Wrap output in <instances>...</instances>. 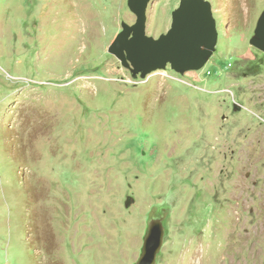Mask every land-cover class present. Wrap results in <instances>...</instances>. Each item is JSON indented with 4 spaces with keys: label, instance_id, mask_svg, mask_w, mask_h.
<instances>
[{
    "label": "rangeland",
    "instance_id": "obj_1",
    "mask_svg": "<svg viewBox=\"0 0 264 264\" xmlns=\"http://www.w3.org/2000/svg\"><path fill=\"white\" fill-rule=\"evenodd\" d=\"M128 1L0 0V264H137L153 219L156 264H264V0H207L206 66L145 79L109 52Z\"/></svg>",
    "mask_w": 264,
    "mask_h": 264
},
{
    "label": "water",
    "instance_id": "obj_2",
    "mask_svg": "<svg viewBox=\"0 0 264 264\" xmlns=\"http://www.w3.org/2000/svg\"><path fill=\"white\" fill-rule=\"evenodd\" d=\"M151 0H129L128 6L136 15L133 25L122 23V31L109 47L134 78H147L168 66L179 74L203 69L213 56L219 32L212 4L207 0H181L173 13L169 31L159 38L148 36L147 9ZM250 43L264 53V11L261 14ZM128 198L126 206L132 205ZM164 244V226L161 219L149 222L141 258L137 264H156Z\"/></svg>",
    "mask_w": 264,
    "mask_h": 264
}]
</instances>
